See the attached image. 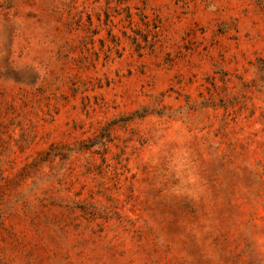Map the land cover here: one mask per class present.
I'll use <instances>...</instances> for the list:
<instances>
[{
	"label": "rangeland",
	"instance_id": "374dc122",
	"mask_svg": "<svg viewBox=\"0 0 264 264\" xmlns=\"http://www.w3.org/2000/svg\"><path fill=\"white\" fill-rule=\"evenodd\" d=\"M0 264H264V0H0Z\"/></svg>",
	"mask_w": 264,
	"mask_h": 264
}]
</instances>
